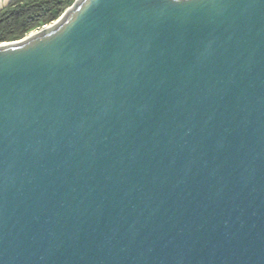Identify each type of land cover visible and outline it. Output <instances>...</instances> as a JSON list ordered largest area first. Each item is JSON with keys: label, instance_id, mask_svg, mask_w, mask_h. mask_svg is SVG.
I'll list each match as a JSON object with an SVG mask.
<instances>
[{"label": "water", "instance_id": "water-1", "mask_svg": "<svg viewBox=\"0 0 264 264\" xmlns=\"http://www.w3.org/2000/svg\"><path fill=\"white\" fill-rule=\"evenodd\" d=\"M0 264H264V0H75L0 43Z\"/></svg>", "mask_w": 264, "mask_h": 264}, {"label": "trees", "instance_id": "trees-1", "mask_svg": "<svg viewBox=\"0 0 264 264\" xmlns=\"http://www.w3.org/2000/svg\"><path fill=\"white\" fill-rule=\"evenodd\" d=\"M75 0H12L0 11V43L24 38L57 20Z\"/></svg>", "mask_w": 264, "mask_h": 264}, {"label": "crops", "instance_id": "crops-1", "mask_svg": "<svg viewBox=\"0 0 264 264\" xmlns=\"http://www.w3.org/2000/svg\"><path fill=\"white\" fill-rule=\"evenodd\" d=\"M12 0H0V11Z\"/></svg>", "mask_w": 264, "mask_h": 264}, {"label": "rangeland", "instance_id": "rangeland-1", "mask_svg": "<svg viewBox=\"0 0 264 264\" xmlns=\"http://www.w3.org/2000/svg\"><path fill=\"white\" fill-rule=\"evenodd\" d=\"M33 32H36V30H35V31H33ZM29 34H30V33H29ZM29 34H28V35H29Z\"/></svg>", "mask_w": 264, "mask_h": 264}]
</instances>
